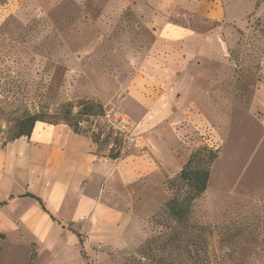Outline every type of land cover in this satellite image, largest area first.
Listing matches in <instances>:
<instances>
[{"label":"rangeland","instance_id":"rangeland-1","mask_svg":"<svg viewBox=\"0 0 264 264\" xmlns=\"http://www.w3.org/2000/svg\"><path fill=\"white\" fill-rule=\"evenodd\" d=\"M142 1L0 0V89L6 90L0 100L7 98L0 101V146L15 134L18 119L25 114L54 122L70 113L71 122L86 121L92 123L94 134L106 133L102 117L81 111L86 102L102 105L100 79L120 85L126 78L117 76L120 58L110 54L112 29L120 33L122 46L125 40L149 39V30L138 22L136 13L128 8L115 13L108 6ZM224 4L231 17L208 35L205 51L211 62L205 66L204 79L217 101L213 112L225 113V121L212 138L197 136L196 131L181 137L180 165L163 170L165 178L158 177L157 193L137 201L138 233H87L88 225L84 228L81 223L70 227L80 235L81 244L77 250L67 248L62 256L15 236L0 237V264H136L141 245L165 233L157 225L162 220L157 215L170 197L166 182L202 146L217 149L218 157L205 193L192 208L189 223L198 227L192 238L204 247L210 264H264V126L260 125L264 121V0H224ZM225 76L229 78L218 82ZM204 102L200 98L201 106ZM105 107L116 108L112 103ZM116 144L121 152L124 145Z\"/></svg>","mask_w":264,"mask_h":264},{"label":"crops","instance_id":"crops-1","mask_svg":"<svg viewBox=\"0 0 264 264\" xmlns=\"http://www.w3.org/2000/svg\"><path fill=\"white\" fill-rule=\"evenodd\" d=\"M108 8H128L149 30L148 40L141 36L122 46L112 27L110 54L120 58L117 76L126 78L120 85L100 79L102 105L112 103L136 122L135 146L125 144L131 152L123 149L112 160L90 135L62 122H37L30 137L7 142L0 148L2 239L15 236L62 256L81 244L71 230L81 223L87 233L136 234L137 201L157 193L163 170L180 165L181 137L196 131L212 138L221 130L225 113L213 112L217 101L204 76L211 62L208 35L231 17L224 0H143Z\"/></svg>","mask_w":264,"mask_h":264},{"label":"trees","instance_id":"trees-1","mask_svg":"<svg viewBox=\"0 0 264 264\" xmlns=\"http://www.w3.org/2000/svg\"><path fill=\"white\" fill-rule=\"evenodd\" d=\"M8 91L7 95L10 93ZM2 92L5 93L6 90L0 89L1 94ZM4 100L7 101V98L2 99V101ZM10 102L14 103L12 100ZM102 112L103 106L100 103L90 101L84 104L81 114L88 117H102ZM64 117L62 120L46 122L40 116L25 114L18 119L15 134L10 139L5 140L0 148H3L7 142L20 137H30L37 122L46 124H61L62 122L70 126L75 132L90 135L99 151H106L110 146L109 159L116 160L119 158L121 152L116 143L121 145L123 142L113 131L104 126V129H107L104 135L99 132L94 134L91 130L92 123L88 125L86 121L79 120L71 122L70 113ZM188 157L180 169V173L166 182L170 197L157 215L162 217V220H157V225L162 227L166 234L163 233L160 234L161 237L146 240L139 248V260H134L136 264H173L175 261L178 264H210L204 247L197 244L198 242L192 238V233L197 232L198 227L191 225L189 219L194 203L205 193L208 187L210 168L218 157L217 149L202 146L195 149Z\"/></svg>","mask_w":264,"mask_h":264},{"label":"built area","instance_id":"built-area-1","mask_svg":"<svg viewBox=\"0 0 264 264\" xmlns=\"http://www.w3.org/2000/svg\"><path fill=\"white\" fill-rule=\"evenodd\" d=\"M102 120L104 126L121 138L123 144L135 146L136 122L128 115L114 107H105L102 112Z\"/></svg>","mask_w":264,"mask_h":264}]
</instances>
